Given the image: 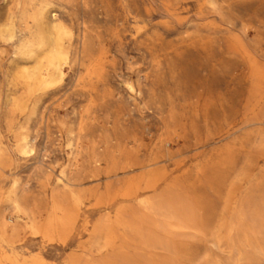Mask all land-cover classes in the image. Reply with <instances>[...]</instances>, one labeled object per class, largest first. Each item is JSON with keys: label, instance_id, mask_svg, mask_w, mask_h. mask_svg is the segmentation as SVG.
<instances>
[{"label": "rangeland", "instance_id": "374dc122", "mask_svg": "<svg viewBox=\"0 0 264 264\" xmlns=\"http://www.w3.org/2000/svg\"><path fill=\"white\" fill-rule=\"evenodd\" d=\"M0 264H264V0H0Z\"/></svg>", "mask_w": 264, "mask_h": 264}]
</instances>
